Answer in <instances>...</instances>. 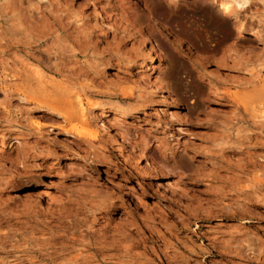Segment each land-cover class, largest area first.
I'll return each mask as SVG.
<instances>
[{"label": "rangeland", "instance_id": "1", "mask_svg": "<svg viewBox=\"0 0 264 264\" xmlns=\"http://www.w3.org/2000/svg\"><path fill=\"white\" fill-rule=\"evenodd\" d=\"M255 31L264 38V0H0V208L14 214L0 264L90 257V234L106 244L103 224L130 222L158 264H260L242 254L250 242L264 251ZM104 49L127 56L98 58ZM93 185L112 195L68 200ZM238 206L250 215L226 217ZM29 237L43 252L21 261Z\"/></svg>", "mask_w": 264, "mask_h": 264}, {"label": "bare ground", "instance_id": "2", "mask_svg": "<svg viewBox=\"0 0 264 264\" xmlns=\"http://www.w3.org/2000/svg\"><path fill=\"white\" fill-rule=\"evenodd\" d=\"M222 6V7H221ZM215 7L218 9V11L219 12H221V13H227V11H229L230 10V6L228 5V4H226V3H223V4H220V5H215ZM234 12H236L235 10H234ZM74 28V27H73ZM253 35L255 36V38L254 39H258V40H261V42H262V39H264L263 38V35H261V32H259V31H255L254 33H253ZM252 35V36H253ZM126 36V35H125ZM130 37V36H129ZM80 38V37H79ZM129 39V38H128ZM34 40V39H33ZM124 42V41H123ZM97 50V49H96ZM99 51V50H98ZM94 52H96L95 50H94ZM59 53V52H58ZM62 53V52H61ZM93 53V52H92ZM99 53V55H96V56H98V58L100 57L101 59H103L104 57H106V56H110V58H108L109 60L110 59H116L117 61H119L120 59L121 60H123V58L125 59L126 58V56H127V54L124 56V57H122V55L120 56L118 53H116V51H115V53L114 52H111V50H106V49H104V51H99L98 52ZM57 55V54H56ZM78 54L77 53H75V56H77ZM96 56L95 55H92V57H95L96 58ZM89 58V57H88ZM94 58V59H95ZM127 58H129V56L127 57ZM131 58H133L132 57V55H131ZM91 59H93V58H91ZM100 59V60H101ZM130 59V58H129ZM128 59V60H129ZM70 60V59H69ZM86 60V59H85ZM87 60H89V59H87ZM87 60L86 61H83L82 62V64H87ZM78 61V60H77ZM102 61V60H101ZM242 61V59H237V58H233L232 59V62H233V65L234 66H237L240 62ZM74 63V62H73ZM92 64H94V62L92 63ZM95 64H97V63H95ZM241 64V63H240ZM81 65V64H80ZM82 66V65H81ZM87 66V65H86ZM89 66H91V65H88V67ZM78 67V66H77ZM80 67V66H79ZM83 67V66H82ZM88 67H86V69L88 68ZM95 68V67H94ZM70 69V68H69ZM82 69H85V66H84V68H82ZM89 69V68H88ZM92 69H93V67H92ZM75 71V70H74ZM74 74V73H73ZM84 74H86V73H84ZM74 76V75H73ZM78 78V77H77ZM75 80V79H74ZM18 81V80H17ZM42 83V82H41ZM152 83V82H151ZM157 86V85H156ZM154 88V87H153ZM152 90H157V89H152ZM156 92V91H155ZM158 92V91H157ZM60 94V93H59ZM75 94H77V93H75ZM37 96V95H36ZM47 96V95H46ZM28 98H30L31 99V102H33V101H37V98H38V96H37V98L33 95V96H31V97H28ZM91 100V99H90ZM81 101H83V99L82 100H80V102H79V100H78V102L79 103H81ZM89 102V101H88ZM38 103H40L39 101H38ZM46 105H48V107H50V108H53V109H57V110H60L61 108L60 107H58L54 102H51V103H45ZM80 105V104H79ZM78 105V106H79ZM84 106V105H83ZM77 107V106H76ZM75 107V108H76ZM82 107V106H81ZM246 107V106H245ZM247 108V107H246ZM84 109V108H83ZM77 110V109H76ZM84 111V110H83ZM70 112L72 113V112H74V106H73V104H71L70 105ZM80 113V112H79ZM83 113H85V112H83ZM87 113V112H86ZM60 114H62L61 112H60ZM263 114V113H262ZM85 115V114H84ZM254 115V114H253ZM260 115V114H259ZM262 117H264V115H262ZM66 118V117H65ZM257 121V120H256ZM40 122V121H39ZM38 122V123H39ZM255 122V121H254ZM260 122V121H259ZM258 122V123H259ZM37 123V124H38ZM76 123V122H75ZM257 123V122H256ZM39 127V126H38ZM71 127H73L74 129H76V130H78L77 132H79V133H81V134H83V133H87L88 134V132L90 133V131H89V129L88 128H86V126H83V125H78V124H75V125H73L72 126V124H71ZM72 128V129H73ZM108 128V127H107ZM75 130V131H76ZM74 131V132H75ZM91 132H93V131H91ZM98 132V131H97ZM93 133H95V132H93ZM90 134H92V133H90ZM93 135V134H92ZM91 135V136H92ZM94 136V135H93ZM202 150H204V149H202ZM203 154H205L206 155V153L204 152ZM0 163L1 164H3V165H5V162L3 161V159H2V157H1V154H0ZM9 167V166H8ZM251 185V184H250ZM249 186V185H248ZM247 187V186H246ZM248 188V187H247ZM250 195V194H249ZM258 197V196H257ZM259 198H262L261 196H259L258 198H256L258 201H259ZM264 198V197H263ZM250 199V198H249ZM255 200V199H254ZM256 200V201H257ZM261 200H263V199H261ZM251 202H253V201H251ZM101 206V205H100ZM222 209V208H221ZM245 209V208H244ZM251 210V209H250ZM246 211V210H243L241 207H237L236 209H232V210H230L231 212H230V214H228L227 213V215L228 216H226V217H229V218H237L238 216H240V215H246L247 214V212H251V211ZM248 213V214H249ZM247 214V215H248ZM250 215V214H249ZM13 216H14V214L13 213H11V211L10 212H8V211H5V210H3V209H1L0 208V226H2V224L4 223V222H11V220L13 219ZM60 217V216H59ZM4 230V229H3ZM4 232H6L7 234H8V236H7V239H5L4 240V242H3V247H0V249H2L3 248V250L5 249V247H6V243H8L9 242V240H10V235H9V232L8 231H4ZM91 233V232H90ZM96 233V232H95ZM25 234V233H24ZM31 234V233H30ZM28 235V234H27ZM73 235H75V233H73ZM72 235V236H73ZM89 235V234H88ZM15 236H18L17 234H15ZM22 236H25V235H20V236H18V237H22ZM76 236V235H75ZM27 237V236H26ZM84 237V236H83ZM32 238V237H31ZM31 238L29 237V238H25L26 239V242H23V243H25L24 245L25 246H23V243H22V246H20V247H23V248H21V249H18V251H20V252H22V254L18 257V258H20V260L21 261H25V260H27L29 257H31V255L32 254H37V255H40L42 252H43V247L41 248L40 247V245H39V248H35L34 246H32L31 245V241L33 240H31ZM81 238V237H80ZM110 238V237H109ZM9 239V240H8ZM43 239V238H42ZM77 239H78V237H77ZM76 238H74V236L71 238V241L74 243H76V240H77ZM102 239V238H101ZM101 239H99V236L97 237V235L95 234L94 235V233L93 234H90V236H89V238H88V243L87 244H84L83 243V241L84 242H87V239L86 240H83V239H78V241L80 242V243H83L87 248H85V249H87V250H90V251H94L95 253H90V254H93L92 256H90V254H89V256L90 257H84L83 259H81V258H79V256H75V258H73V259H68V260H66V261H69V260H72V261H69L70 263H64V264H96V261H98V260H100L101 259V255H103L104 254V251L105 250H108L109 248H102V247H100V245H102V244H105L104 243V241H102ZM38 240V239H37ZM46 240V239H45ZM45 240H43V241H45ZM108 240V239H107ZM110 240V239H109ZM35 242H37V241H35ZM12 243V242H11ZM39 243H40V241H39ZM74 243V244H75ZM109 243V242H108ZM251 244H252V242H250ZM248 244V245H246L245 243H243L244 245H246V247L244 246V245H241V246H243V247H245V249H243V247H241V249H243V252L244 253H242L243 255L244 254H246V256H247V258L251 261V262H253V263H260V264H264V254H263V252L264 251H260V250H258V252H256V247H251V246H253V245H251V244ZM107 244V243H106ZM242 244V243H241ZM14 245V244H13ZM43 245H45V247H48V248H50V249H52V251H50V253H52V252H54V253H56V254H58L59 256L61 255V251L59 252L58 250H57V248H56V245H54V244H51V243H49V241L48 242H46V243H44ZM82 245V244H81ZM251 245V246H250ZM15 246V245H14ZM240 246V245H239ZM38 247V246H37ZM44 247V248H45ZM248 247V248H247ZM16 248V247H15ZM17 248H19V246L17 247ZM46 249V248H45ZM44 249V250H45ZM59 249V248H58ZM239 251H241L239 248H237ZM49 250V249H48ZM81 250H83V249H81ZM151 250V249H150ZM236 250V249H235ZM245 250V251H244ZM261 250H262V248H261ZM46 251V250H45ZM44 251V252H45ZM79 251V250H78ZM89 252V251H88ZM237 252V251H236ZM47 253V255H48V253L49 252H46ZM238 253V252H237ZM44 254V253H43ZM81 254H83V253H81ZM240 254V253H239ZM238 254V255H239ZM242 254H240L241 256H242ZM57 255V256H58ZM77 255H80V252L77 254ZM108 255H110V254H108ZM167 255V254H166ZM33 256H35V255H33ZM58 256V257H59ZM81 256V255H80ZM88 256V255H87ZM245 256V257H246ZM55 257V256H54ZM170 257V256H169ZM247 258H246V260H247ZM53 258L51 257V256H49L48 258H45V260H52ZM79 259H81V260H83L82 262H79ZM171 260V259H170ZM3 261V260H2ZM20 261V262H21ZM29 261V260H28ZM167 261V260H166ZM176 261V260H175ZM164 262V261H163ZM56 264H63V262L61 263H56ZM164 264H173V262L172 261H168V262H164Z\"/></svg>", "mask_w": 264, "mask_h": 264}, {"label": "clouds", "instance_id": "3", "mask_svg": "<svg viewBox=\"0 0 264 264\" xmlns=\"http://www.w3.org/2000/svg\"><path fill=\"white\" fill-rule=\"evenodd\" d=\"M116 187L118 188L120 185L117 184ZM97 193L112 195L110 189L93 185L84 192L74 190L68 194V200L79 201L83 198L87 200L89 206H94L96 203L94 197ZM103 228L108 232L111 239L109 243L102 244L100 247L114 249L115 251L110 255H102L101 259L96 261V264H105L106 261H110V264H158L157 261L147 256L148 245L146 241L148 238L144 236L143 230L135 222H130L122 228H114V226L105 223ZM133 229L136 230L135 234H133ZM7 236L8 234L0 229V247L3 246ZM142 245L143 247H141ZM204 255H209V253L205 251ZM195 264H204V261L202 259L197 260Z\"/></svg>", "mask_w": 264, "mask_h": 264}]
</instances>
